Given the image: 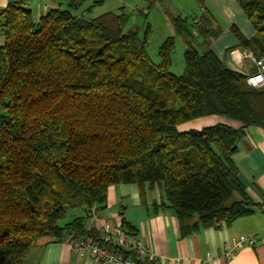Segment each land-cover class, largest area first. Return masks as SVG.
Listing matches in <instances>:
<instances>
[{
    "label": "trees",
    "instance_id": "1",
    "mask_svg": "<svg viewBox=\"0 0 264 264\" xmlns=\"http://www.w3.org/2000/svg\"><path fill=\"white\" fill-rule=\"evenodd\" d=\"M45 1L50 7L38 16L29 0L0 8V264H24L41 237L96 238L85 221L114 185H158L187 232L251 214L233 154L246 126L264 128V90L210 49L215 34L199 49L188 17L173 16L175 34L153 60L150 24L128 27L123 7L88 16V0ZM196 1L201 8L203 0ZM236 2L254 34L230 30L240 47L263 58L264 0ZM207 20L205 12L198 33ZM177 36L186 39L180 74L171 70ZM213 115L241 126L178 128ZM67 210L83 215L61 223Z\"/></svg>",
    "mask_w": 264,
    "mask_h": 264
},
{
    "label": "crops",
    "instance_id": "2",
    "mask_svg": "<svg viewBox=\"0 0 264 264\" xmlns=\"http://www.w3.org/2000/svg\"><path fill=\"white\" fill-rule=\"evenodd\" d=\"M30 7L36 16L45 13L50 7L45 0H32ZM159 1L163 0H116L111 7L104 5L106 0H88L87 5L100 8L95 15L106 11H118L124 8L129 13L128 27L143 25L148 16L158 27H165L167 36L174 35V29L170 19L161 14L153 15L158 10ZM7 0H0V8L4 7ZM172 4V3H170ZM175 15L188 17L185 24L187 32H191L190 20L198 13L200 6L196 0H190V9H197L188 16L185 7L174 1ZM207 12L208 20L203 25V31L191 36L192 43L199 49L210 33L215 35L210 38V49L231 69L237 70L243 75L254 73L257 68L253 61L256 58L251 51L239 46L236 37L230 27L236 26L245 38L254 34L251 23L244 15L236 0H203V6ZM186 10V12H184ZM184 12V13H183ZM160 13V12H159ZM182 13V14H181ZM172 15V16H175ZM162 19V20H161ZM0 33L2 34L1 25ZM150 39V42L152 40ZM165 39V38H164ZM163 39V40H164ZM162 40V41H163ZM181 42L184 50L186 39L177 36L175 41ZM161 43V42H160ZM264 62V57L262 58ZM264 90V85L261 86ZM220 121L234 128L241 123L221 116H205ZM191 122L179 125V130H190ZM233 160L238 169V178L242 183L246 194L253 201L252 213L238 218L230 224L223 221L216 226L202 227L197 224L190 232L182 226L174 212L162 202L161 190L158 185L145 184L141 190L136 184H121L110 186L106 193V203L103 208H96L94 216L85 221L86 228L92 223L107 224L112 227L125 228L134 239L141 242L151 253L167 259H174V264H264V128L257 125H249L244 128V134L233 154ZM142 193V194H141ZM239 199L238 194H234ZM71 216H81L83 213L72 210ZM196 221L195 219H193ZM240 236L254 237L257 242L253 246L243 245L233 248L232 240ZM233 248V249H232ZM225 249H232L230 258L224 255ZM24 264H96L85 255L73 253L62 240H54L49 237H41L31 245L26 253Z\"/></svg>",
    "mask_w": 264,
    "mask_h": 264
},
{
    "label": "built area",
    "instance_id": "3",
    "mask_svg": "<svg viewBox=\"0 0 264 264\" xmlns=\"http://www.w3.org/2000/svg\"><path fill=\"white\" fill-rule=\"evenodd\" d=\"M205 18V10L200 8L199 14L193 18L194 27L191 28L192 35L198 33L197 28L202 24ZM257 70L254 73L248 74L245 78L246 83L255 88L264 85V62L262 58H253ZM89 216H94V210L89 212ZM97 232V237H73L67 236L63 239L69 249L78 255H85L96 264H136L132 259L125 257L119 249L126 251H135L139 258L148 259L153 264H174V259L164 260L151 253L141 242L126 235L118 226L112 227L107 224L96 225L92 223L90 227ZM258 239L254 237L240 236L232 240L233 248H238L243 245L253 246ZM264 242V237L261 238ZM232 248V249H233ZM232 249H225L224 255L230 258L233 254Z\"/></svg>",
    "mask_w": 264,
    "mask_h": 264
},
{
    "label": "rangeland",
    "instance_id": "4",
    "mask_svg": "<svg viewBox=\"0 0 264 264\" xmlns=\"http://www.w3.org/2000/svg\"><path fill=\"white\" fill-rule=\"evenodd\" d=\"M174 1H176L177 4H179L180 6L182 5V7H185L186 9L187 8L190 9V6H191L190 0H163L162 3L159 1L158 10L154 11L152 14L156 15L158 13V14H161L163 16V18L165 16L167 19L168 18L170 19L171 17H173L172 15L176 14V10L179 9L178 7L176 8ZM32 2H33V0L31 1V3ZM115 3H117L116 0H106V3L104 5H106L107 7H111ZM170 3H172V4H170ZM29 4H30V1H29ZM97 10H101V9L98 7H95V10H93V12L88 13V16H95V14H96L95 12ZM195 10H197V9L192 8V9H190V11H187L188 16L190 14L192 15L193 14L192 12H194ZM198 11L199 10H197L196 13H198ZM184 12H186V10ZM150 16H148V20L153 25L154 35H153L152 40L150 42L149 53H150L151 58L153 60H156L157 59V55H156L157 47L159 46L160 42H162V40L164 38H166L168 33H166L167 31H166L165 27H163V26L158 27V25L155 23L156 21L155 20L152 21ZM3 41H4L3 34L0 33V45L3 43ZM182 54H183V49L181 48V42H179L177 40L176 46H175V51H174L173 58H172L173 63H172V67H171V70L176 74H180L183 70L184 65H183V55ZM191 121H193V122H191L190 125L193 124V126H191L190 128L193 130H199L203 127L211 126V125H214V124H217L218 122H220L217 120H213V118H211V117H199V118L192 119ZM71 211L72 210H67V213H66L64 219L61 221V223L67 222L72 218L71 217V213H72ZM76 211H78V210H76ZM5 230H6L5 225L0 224V233L4 232Z\"/></svg>",
    "mask_w": 264,
    "mask_h": 264
}]
</instances>
